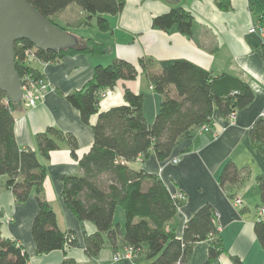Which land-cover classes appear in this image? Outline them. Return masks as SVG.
I'll list each match as a JSON object with an SVG mask.
<instances>
[{
    "label": "trees",
    "instance_id": "1",
    "mask_svg": "<svg viewBox=\"0 0 264 264\" xmlns=\"http://www.w3.org/2000/svg\"><path fill=\"white\" fill-rule=\"evenodd\" d=\"M27 1L55 24V15L76 3L89 18L97 17V26L101 30L110 29L105 15L117 14L125 5V0ZM219 4L229 7L223 0H219ZM249 6L264 25V0H249ZM193 20L191 12L177 7L154 17L153 26L163 30L176 27L180 32L190 34ZM31 47L28 40L15 43L16 69L22 81L26 75L43 76L25 62V50ZM106 50V44L88 38L72 48L37 49L35 54L39 60L50 62L66 54L100 55ZM139 63L148 73L153 90L161 95L159 110L152 122H148L143 111L144 94L129 89L125 90V103L100 110L101 92L113 88L119 79L137 76L136 65L124 59L116 58L109 65H96L92 78L81 89L67 95L69 102L80 111L84 123L91 124L94 114H98V118L91 124L94 143L79 159L81 172L63 177L62 198L81 221H90L97 228L96 233L86 239L85 252L91 258L97 257L106 246H111L114 254L129 247L135 264H187L194 244L208 240V258L202 264H218L225 249L214 206L210 203L200 206L186 221L179 236L171 222L184 199L172 195L158 175L133 169L129 162L151 151L160 160L168 158L174 147L191 137L196 129L204 124L211 126L215 109L230 118L253 101L254 91L240 77L214 75L187 59L156 62L141 58ZM155 64L159 70L151 71ZM23 106V100L12 103L0 90V175L6 177L5 188L12 191L17 202H25L31 195L36 198L38 210L32 223L35 253L47 254L64 249L67 244L74 245L76 235L73 230L64 231L59 227L56 212L45 198L46 168L38 153L17 144L13 111ZM250 138L253 148L264 150L263 116L250 128ZM63 140L76 156L75 137L52 127L38 136L40 153L48 157ZM247 171V167H239L231 160L224 164L219 183L227 189L229 196L234 197V193L227 185L241 181ZM258 182L263 200L260 205H264V176H258ZM118 208L124 213L123 231L115 219ZM254 229L264 250V220L257 219ZM231 258L233 264H244L238 256ZM29 259L22 244L1 235L0 216V264H28ZM61 264H76V261L65 257Z\"/></svg>",
    "mask_w": 264,
    "mask_h": 264
},
{
    "label": "crops",
    "instance_id": "2",
    "mask_svg": "<svg viewBox=\"0 0 264 264\" xmlns=\"http://www.w3.org/2000/svg\"><path fill=\"white\" fill-rule=\"evenodd\" d=\"M223 3H228L229 7H221L219 0H125L122 11L105 15L109 30L99 29L97 17L89 18L73 3L55 15V20L57 16H65L72 33L81 42L92 38L106 44L107 50L100 55L74 53L50 62L33 61L31 66L51 87L34 107L24 105L13 111L17 144L35 150L46 168L44 195L56 212L59 227L64 231L73 230L76 235L74 245L36 254L32 223L38 210L37 200L31 195L27 201L17 202L12 191L5 188L6 177L0 175L1 235L23 245L30 255L28 264H61L65 257L74 259L76 264H135L132 257L114 261L111 246L104 247L97 257H89L85 252L86 239L96 233L97 228L90 221H81L62 198L63 177L81 172L79 159L94 143L91 124L98 118V114H94L91 124L84 123L80 111L69 102L67 95L81 89L92 78L96 65H109L116 58L135 64L138 73L136 78L119 79L113 88L106 89L100 110L125 103V90L129 89L144 94L143 111L148 122L153 121L159 110L161 95L150 87L149 75L139 63L141 58L156 62L187 59L214 75L231 74L250 85L254 91L253 101L232 117H225L215 109L209 132L201 133L200 128L196 129L191 137L174 147L168 158L160 160L151 151L129 162V166L158 175L174 196L184 193L183 204L171 222L179 236L196 210L210 203L217 213L216 222L225 249L218 264H233L232 256L240 257L244 264H264V250L254 229L257 208L263 201L258 176H264V150L253 148L250 138V128L264 111V36L248 31L252 24L259 22L250 9L249 0H223ZM177 7L193 15L190 34L176 27L163 30L153 26L154 17ZM74 8L83 17H79ZM152 70L158 71V64L153 65ZM51 127L75 137L76 156L66 140L48 157L40 153L38 136ZM174 157L180 160L173 163ZM229 160L248 168L241 181L227 185L234 197L219 183L222 168ZM235 198L241 199V203H235ZM121 210H116L115 219L123 231ZM208 251V240L195 243L187 264H202L208 258Z\"/></svg>",
    "mask_w": 264,
    "mask_h": 264
},
{
    "label": "water",
    "instance_id": "3",
    "mask_svg": "<svg viewBox=\"0 0 264 264\" xmlns=\"http://www.w3.org/2000/svg\"><path fill=\"white\" fill-rule=\"evenodd\" d=\"M20 40H28L43 51H59L80 44L75 34L50 22L27 0H0V90L12 103L23 98L15 53V43Z\"/></svg>",
    "mask_w": 264,
    "mask_h": 264
},
{
    "label": "built area",
    "instance_id": "4",
    "mask_svg": "<svg viewBox=\"0 0 264 264\" xmlns=\"http://www.w3.org/2000/svg\"><path fill=\"white\" fill-rule=\"evenodd\" d=\"M250 33H258L261 36H264V25L260 22H256L250 26L248 29ZM37 48L35 46L31 48H27L25 50V62L29 65L32 64L33 61L39 60L35 54ZM23 87V98L24 105L28 107H34L38 102L42 101L51 87L48 80L42 76L38 78H33L30 75H26L24 81H22ZM153 88V86H151ZM107 94V90L100 93V98L105 97ZM264 117V111L263 115ZM211 130V126L208 124H204L200 127L201 133H207ZM173 163H177L180 158L174 157L171 159ZM179 199H184L185 195L183 192H179L175 195ZM235 203H241V199L235 198ZM257 219L264 220V205H259L257 209ZM132 255L131 249L129 247H124L123 250L118 251L113 255V260L118 261L122 258H130Z\"/></svg>",
    "mask_w": 264,
    "mask_h": 264
},
{
    "label": "rangeland",
    "instance_id": "5",
    "mask_svg": "<svg viewBox=\"0 0 264 264\" xmlns=\"http://www.w3.org/2000/svg\"><path fill=\"white\" fill-rule=\"evenodd\" d=\"M74 7H77V4L76 3H73L72 4ZM77 8H74V10H76ZM77 13L79 14V17H83V15L82 14H80V12H79V10L77 9ZM56 21H57V24H59L61 27H63V28H65L67 31H69V32H72L71 30L72 29H70V27H69V25L67 24V21H66V19H65V16L63 15V16H57V18H56ZM82 44V43H81ZM152 86V85H151ZM150 86V87H151ZM153 89V88H152ZM240 204V203H239ZM119 209H121V208H119ZM258 209V208H257ZM121 212H122V210H121ZM122 215H123V213H122ZM119 218V217H118ZM122 218L124 219V215L122 216ZM121 222H123V220H121Z\"/></svg>",
    "mask_w": 264,
    "mask_h": 264
}]
</instances>
